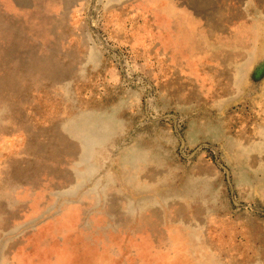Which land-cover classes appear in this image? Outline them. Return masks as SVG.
<instances>
[{"label":"rangeland","instance_id":"374dc122","mask_svg":"<svg viewBox=\"0 0 264 264\" xmlns=\"http://www.w3.org/2000/svg\"><path fill=\"white\" fill-rule=\"evenodd\" d=\"M0 264H264V0H0Z\"/></svg>","mask_w":264,"mask_h":264},{"label":"water","instance_id":"95a60500","mask_svg":"<svg viewBox=\"0 0 264 264\" xmlns=\"http://www.w3.org/2000/svg\"><path fill=\"white\" fill-rule=\"evenodd\" d=\"M182 144H183V142H182Z\"/></svg>","mask_w":264,"mask_h":264}]
</instances>
